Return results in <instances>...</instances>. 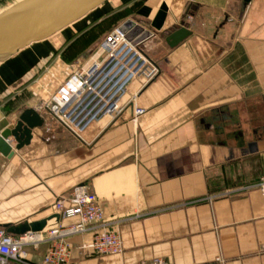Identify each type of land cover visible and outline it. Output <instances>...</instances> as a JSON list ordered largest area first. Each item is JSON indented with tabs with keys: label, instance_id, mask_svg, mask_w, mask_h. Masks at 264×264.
I'll use <instances>...</instances> for the list:
<instances>
[{
	"label": "crops",
	"instance_id": "obj_1",
	"mask_svg": "<svg viewBox=\"0 0 264 264\" xmlns=\"http://www.w3.org/2000/svg\"><path fill=\"white\" fill-rule=\"evenodd\" d=\"M19 1L0 0L9 4L0 13ZM122 11L160 72L132 82L134 103L79 137L39 108L41 72L59 65L48 62L63 44ZM183 26L191 35L171 47ZM30 107L45 123L11 158L0 152V228L48 217L58 197L86 185L123 251L84 248L90 230L68 239L70 264H264V0H107L0 61V133ZM48 246L27 247L30 262Z\"/></svg>",
	"mask_w": 264,
	"mask_h": 264
},
{
	"label": "built area",
	"instance_id": "obj_2",
	"mask_svg": "<svg viewBox=\"0 0 264 264\" xmlns=\"http://www.w3.org/2000/svg\"><path fill=\"white\" fill-rule=\"evenodd\" d=\"M143 35L129 22L115 27L104 38V49L97 60L87 67L75 68L60 83L57 90L42 100L39 108L53 115L77 136L104 117H115L134 103L130 98L132 82L141 79L146 85L160 72L142 49ZM135 96V95H134ZM146 109L133 106L135 116ZM264 189V181L261 182ZM55 213L63 218L78 217L68 225L47 226L39 232L22 235L0 228V264L10 261L32 264L27 247L49 243L41 264H70L72 247L68 239L92 230L93 238L84 248L98 255L118 254L123 251L122 236L116 224L105 221V214L95 193L86 185L75 186L67 195L54 202ZM154 264H168L156 258Z\"/></svg>",
	"mask_w": 264,
	"mask_h": 264
},
{
	"label": "water",
	"instance_id": "obj_3",
	"mask_svg": "<svg viewBox=\"0 0 264 264\" xmlns=\"http://www.w3.org/2000/svg\"><path fill=\"white\" fill-rule=\"evenodd\" d=\"M107 0H21L0 13V61H3L19 50L54 35L68 25L84 17ZM191 31L181 27L167 37L171 47L185 40ZM45 118L35 108L23 110L12 126L0 133V152L11 158L15 150L29 144L33 129L41 127ZM16 144L13 145L10 138ZM61 216L54 213L46 218L25 221L18 225L6 224L9 233L22 235L28 232H39L47 226H58Z\"/></svg>",
	"mask_w": 264,
	"mask_h": 264
},
{
	"label": "rangeland",
	"instance_id": "obj_4",
	"mask_svg": "<svg viewBox=\"0 0 264 264\" xmlns=\"http://www.w3.org/2000/svg\"><path fill=\"white\" fill-rule=\"evenodd\" d=\"M4 5L5 6H0V11L3 9V7H7L9 4ZM125 18L127 17L124 11L113 14L112 16L96 24V26L91 29L87 35H81L80 41L73 43L69 47H67L68 45L66 43L63 44L59 52L48 62V65H51L54 62H57L59 65L57 64L58 66H55V68L50 71L46 70L41 72H45L42 79L43 83H45V86L40 88V92L43 94V96L46 98L50 93H53L54 91L52 92L51 89L57 88L60 83L68 76V74H70L75 68L87 67L91 64L93 59L97 60L99 55L96 57L94 56L97 52H99L98 54H101L103 51L101 49H104L103 41L106 34L110 30L108 25H110V27H118L122 26L126 22L137 25V23L132 19L129 21L128 19L124 20ZM122 21L124 23H122ZM120 23L121 25H118ZM73 47L79 49L74 55L69 52V50L71 51ZM42 81H39V84H41L40 82ZM27 94L29 95L30 92Z\"/></svg>",
	"mask_w": 264,
	"mask_h": 264
},
{
	"label": "bare ground",
	"instance_id": "obj_5",
	"mask_svg": "<svg viewBox=\"0 0 264 264\" xmlns=\"http://www.w3.org/2000/svg\"><path fill=\"white\" fill-rule=\"evenodd\" d=\"M101 50H103V49H101ZM94 60H96V59H93V61H94ZM88 66H89V65H88Z\"/></svg>",
	"mask_w": 264,
	"mask_h": 264
}]
</instances>
